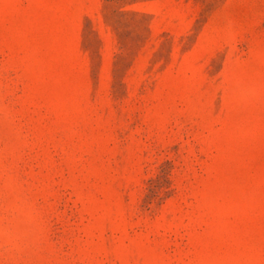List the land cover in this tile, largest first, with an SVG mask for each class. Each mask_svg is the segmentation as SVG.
I'll return each instance as SVG.
<instances>
[{
  "label": "rangeland",
  "instance_id": "374dc122",
  "mask_svg": "<svg viewBox=\"0 0 264 264\" xmlns=\"http://www.w3.org/2000/svg\"><path fill=\"white\" fill-rule=\"evenodd\" d=\"M0 264H264V0H0Z\"/></svg>",
  "mask_w": 264,
  "mask_h": 264
}]
</instances>
